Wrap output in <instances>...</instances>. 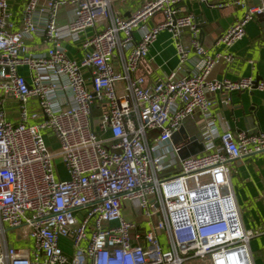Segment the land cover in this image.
<instances>
[{
	"label": "built area",
	"instance_id": "1",
	"mask_svg": "<svg viewBox=\"0 0 264 264\" xmlns=\"http://www.w3.org/2000/svg\"><path fill=\"white\" fill-rule=\"evenodd\" d=\"M115 1L23 0L15 28V0H0V264H255L249 240L259 232L243 227L229 162L264 152V132H220L211 94L227 106L232 92L263 91L264 80L208 78L215 64L234 56L204 48L195 15L179 14V4L189 0H142L126 16L112 11ZM231 3L244 11L218 38L225 48L244 37L249 21L264 16V0ZM68 5L69 19L60 24L58 14ZM87 28L94 31L81 41L78 60L65 42ZM161 31L170 33L178 64L150 83L137 66ZM30 34L48 43L45 50H31ZM190 50L195 60L187 71ZM58 93L67 95L60 100ZM30 98L37 110H29ZM5 99L16 103L13 124ZM94 101L102 110L96 123ZM195 111L201 130L185 126L187 137L179 133L174 143L172 134ZM49 128L56 153L44 140ZM189 143L203 151L180 158ZM125 200L136 221L125 219ZM10 230H20L31 245L14 247L5 234Z\"/></svg>",
	"mask_w": 264,
	"mask_h": 264
},
{
	"label": "crops",
	"instance_id": "2",
	"mask_svg": "<svg viewBox=\"0 0 264 264\" xmlns=\"http://www.w3.org/2000/svg\"><path fill=\"white\" fill-rule=\"evenodd\" d=\"M141 1H115L112 4V11L115 14L119 13L126 16L134 11ZM231 1L227 0L228 5H225L224 8H214L208 4L189 0L179 4V14L192 13L195 15L201 42L207 51L215 53L227 49L234 56L230 63L219 62L215 64L208 78L239 79L245 76H253L264 80V26L259 19L249 21L244 27L246 31L244 37L230 47L225 48L221 43H217L218 38L225 32L226 28L243 15L244 6L234 5ZM22 2L23 0H15L10 6L15 28H18L20 23L19 13ZM68 10H70L69 5L59 12L60 24L68 21ZM160 18L161 15H155L147 25L153 26ZM93 31V28H87L78 33L77 40L68 39L65 42L67 53L79 60L83 55L79 50V45L85 37L92 35ZM136 38H138L137 35ZM182 39L186 45L189 43L190 32L188 30L183 31ZM26 42L35 52L45 50L48 45L41 36L35 34L27 36ZM189 57V61L183 64V68L187 71L193 69L192 60H195L193 50H190ZM177 64L178 56L173 39L170 33L161 31L148 47L146 57L139 62L137 73L144 75L146 80L151 83L156 78H164L173 72ZM18 71L23 75L29 74L25 67H20ZM66 95L58 93L57 99L64 100ZM211 99L213 103L211 113L220 132L226 129L264 132V90L232 92L227 106L221 102V96L217 92L211 94ZM15 106L14 101L12 102V109L6 108V111L3 105L5 112L10 113L11 118L9 119L11 120H16L18 117ZM28 108L30 111L38 109L35 98H30ZM186 123H188V126L185 125L188 130L197 133L201 130L203 121L199 113L195 112L192 117L185 120ZM193 149L187 153L193 154L195 151ZM229 174L243 227L259 232L249 240L253 263L264 264V152L247 155L242 159L229 162Z\"/></svg>",
	"mask_w": 264,
	"mask_h": 264
},
{
	"label": "rangeland",
	"instance_id": "3",
	"mask_svg": "<svg viewBox=\"0 0 264 264\" xmlns=\"http://www.w3.org/2000/svg\"><path fill=\"white\" fill-rule=\"evenodd\" d=\"M5 100H9V101H6L3 104L4 108L5 109L6 108L12 109L11 106H12V102H14V100H12V99H5ZM95 103H96V101H94V104H92V106H93V114L92 115H93L94 123L99 121L100 114L102 113V110L97 108V106H95L96 105ZM2 108H3V106H2ZM6 111H7V109H6ZM195 112H197V111H195ZM5 116H6V118H8V120L12 124L15 123L14 119L13 120L9 119V118H11L10 113L5 112ZM187 119H185V120H187ZM185 120H184V122H185ZM34 122H35V120H33V119L30 120V123H34ZM187 124L188 123H186L185 125H187ZM43 134H44L45 143L47 144L48 148L51 149L54 153H56L58 148H59V144L57 143V140H56V138L54 136L53 130L50 129V128L47 129V130H43ZM193 145H194V143H189L187 145H182L181 149L178 152L179 157L180 158L185 157L187 152H188V150L191 149L193 147ZM53 160L55 161V164L57 165V169H58L61 177L65 178L66 174H65V168H64V164H63L62 158L60 156H55ZM130 204L131 203L128 200L124 201V208L122 210V213H123L125 219L130 220V221H136V217L131 212ZM5 234L7 235V238L9 240V242L14 247L20 246V245L31 244V240L29 238L19 237V235L21 234L20 230H18V231L17 230L6 231ZM61 247L64 250H66L67 252H69V253H73L74 252L73 248H71V246H70V244L68 242L62 241L61 242ZM196 264H200V263H196Z\"/></svg>",
	"mask_w": 264,
	"mask_h": 264
},
{
	"label": "water",
	"instance_id": "4",
	"mask_svg": "<svg viewBox=\"0 0 264 264\" xmlns=\"http://www.w3.org/2000/svg\"><path fill=\"white\" fill-rule=\"evenodd\" d=\"M208 5H209V4H208ZM209 6H210V5H209ZM258 19H259V21L262 23V25L264 26V16H263V15H260V16H258ZM259 80H260V79H258V78L256 77L254 83L256 84ZM179 133L182 135V137H183L184 139L187 137V133H186V131H185V125H184V126H181V127L179 128L178 131H176L174 134H172V136H171V140H173L174 143L180 141V140H179V136H178ZM197 137H198V139L202 140V139H201V136H200V133L197 135ZM193 150H195V151L193 152V154H196V153L202 152V151H203V145H202V144H199V145L196 146ZM193 154H188V153H187L186 156H188V155H193Z\"/></svg>",
	"mask_w": 264,
	"mask_h": 264
}]
</instances>
